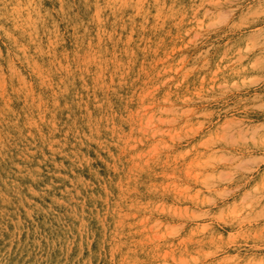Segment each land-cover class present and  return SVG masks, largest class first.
I'll use <instances>...</instances> for the list:
<instances>
[{
    "label": "rangeland",
    "instance_id": "rangeland-1",
    "mask_svg": "<svg viewBox=\"0 0 264 264\" xmlns=\"http://www.w3.org/2000/svg\"><path fill=\"white\" fill-rule=\"evenodd\" d=\"M0 264H264V0H0Z\"/></svg>",
    "mask_w": 264,
    "mask_h": 264
},
{
    "label": "bare ground",
    "instance_id": "bare-ground-1",
    "mask_svg": "<svg viewBox=\"0 0 264 264\" xmlns=\"http://www.w3.org/2000/svg\"><path fill=\"white\" fill-rule=\"evenodd\" d=\"M124 2V1H123ZM20 8V7H19ZM89 58V57H88Z\"/></svg>",
    "mask_w": 264,
    "mask_h": 264
}]
</instances>
